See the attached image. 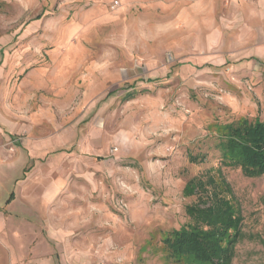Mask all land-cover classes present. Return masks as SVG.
<instances>
[{
  "label": "rangeland",
  "instance_id": "rangeland-1",
  "mask_svg": "<svg viewBox=\"0 0 264 264\" xmlns=\"http://www.w3.org/2000/svg\"><path fill=\"white\" fill-rule=\"evenodd\" d=\"M243 116L264 0H0V264H180L164 238L207 174L242 208L232 264H264V175L213 126Z\"/></svg>",
  "mask_w": 264,
  "mask_h": 264
},
{
  "label": "trees",
  "instance_id": "trees-1",
  "mask_svg": "<svg viewBox=\"0 0 264 264\" xmlns=\"http://www.w3.org/2000/svg\"><path fill=\"white\" fill-rule=\"evenodd\" d=\"M216 144L223 163L245 175H264V116L215 122ZM197 201L187 206L189 222L164 238L166 254L180 264H232L244 216L231 185L220 174L195 179L187 191Z\"/></svg>",
  "mask_w": 264,
  "mask_h": 264
},
{
  "label": "built area",
  "instance_id": "built-area-1",
  "mask_svg": "<svg viewBox=\"0 0 264 264\" xmlns=\"http://www.w3.org/2000/svg\"><path fill=\"white\" fill-rule=\"evenodd\" d=\"M116 3H118V2H116Z\"/></svg>",
  "mask_w": 264,
  "mask_h": 264
}]
</instances>
